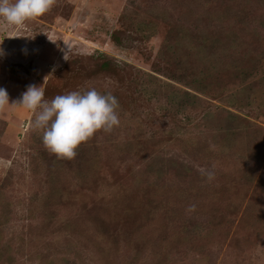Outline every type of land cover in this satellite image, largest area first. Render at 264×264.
Segmentation results:
<instances>
[{
    "label": "rangeland",
    "instance_id": "rangeland-1",
    "mask_svg": "<svg viewBox=\"0 0 264 264\" xmlns=\"http://www.w3.org/2000/svg\"><path fill=\"white\" fill-rule=\"evenodd\" d=\"M212 1L56 0L21 27L0 19V87L10 103L28 85L45 88L50 79L65 94L88 86L113 92L119 88L113 79L70 86L57 75L71 56L103 52L126 68L189 89L152 69L176 63L174 29H193L205 6L220 23L216 28L203 17L208 36L216 30L232 36L237 29L252 48L264 41L255 29L264 0ZM125 9L123 27L131 32L121 46L110 32L123 28ZM162 10L165 21L158 17ZM209 81L222 93L205 100L222 110L205 126L198 111L204 101L188 118L179 113L175 120L167 112L176 106L161 100H147L141 119L133 103L131 110L120 104L119 126L97 132L71 160L44 147L35 113L19 106L0 112V264H264V185H257L263 149L257 157L244 139L242 146L220 149L223 127L238 122L227 112L263 127L264 116L229 104L240 102L232 94L242 87L230 73ZM260 90L252 85L246 92L260 96Z\"/></svg>",
    "mask_w": 264,
    "mask_h": 264
},
{
    "label": "trees",
    "instance_id": "trees-1",
    "mask_svg": "<svg viewBox=\"0 0 264 264\" xmlns=\"http://www.w3.org/2000/svg\"><path fill=\"white\" fill-rule=\"evenodd\" d=\"M213 2L214 0L211 4ZM128 12L129 10L125 9L121 15L122 27L125 24V20H127ZM206 12L209 13L208 6L203 8L201 14L196 15L195 21L198 23H195L194 27L192 26L193 29L184 25H177L174 29L172 47L175 48L173 53L179 54L176 58V63L171 65L168 62L163 67L159 64L157 66L154 64L155 67L152 69L156 73L165 75L170 80L183 84L190 90L177 88L171 83L164 82L152 73L144 72L141 69L130 66L126 68V64L114 60L103 52L89 56H71L57 72V75L70 86L75 81H88V84L92 83V86H94V84L103 80H115L119 88L112 92L113 95L119 100V104L127 107L126 110H131L132 106L130 104L133 103L139 118L140 108H143L147 100H161L166 104V107L167 104L176 106L175 112H167L172 120L177 119L179 113L184 114V118H188L187 112L198 109L200 107L199 102L204 101L207 105L198 111L202 113L205 126L206 119L211 118L217 111L222 110L220 106H214V109H210L212 104L205 100V98L211 97L219 98L222 93L213 92L214 90L211 89L212 83L210 81L205 82L206 77L209 76L211 80H216L221 74L230 73L237 81L236 84H240L242 87L238 91L236 90L235 94H232V96L239 95L238 100L236 99L235 101L240 102L237 104L230 101L231 103L229 104L238 106L241 110L244 109L243 107L249 108V112L256 114L254 116H264V41H261L256 46L253 45L252 48L248 44L247 38L240 36L241 32L239 33L237 29H234L233 33H235L232 36L229 33V36L228 34L225 36L219 30L208 36L204 28L200 26L203 17L206 16L213 19L216 28H218L220 23L217 24V18L212 17L208 13L206 14ZM166 13L167 11L165 10L160 12L158 15L160 20H166ZM182 19L180 17V20ZM258 26L259 28L255 29L260 31L262 38L261 34L264 36V16L258 21ZM128 31L131 32L127 27L113 30L110 32L111 40L117 45L123 46L124 39H126L123 35L127 34ZM239 31H242V29L240 28ZM107 33L109 34V32ZM180 45L183 49L179 48ZM192 55L194 59L191 60L189 57ZM160 81L162 83L157 87L156 83ZM252 85L261 86L259 92L262 94L260 96H252L250 91L246 92ZM90 87L88 86V89ZM61 91L60 88L51 83L50 79L45 87V99L51 100L56 95L65 94L61 93ZM100 91L106 92L105 90ZM127 98H130V100ZM138 101L140 102L138 103ZM161 109H164V112L167 110L164 105H162ZM227 113V118H235L238 122L235 123L229 120L225 124L223 127L224 145L220 149L225 153L226 150H231L238 147V145L242 146L244 141H248L249 144L247 142L246 144L249 147H253L251 150L258 151L257 157L261 155L259 154V149H263V154L260 158L262 162L264 160V127L238 113ZM246 136L250 139L246 140ZM257 167H259L258 163L252 166L254 170ZM257 185L260 188L264 185V170L259 175ZM2 246L3 242H0V257Z\"/></svg>",
    "mask_w": 264,
    "mask_h": 264
},
{
    "label": "clouds",
    "instance_id": "clouds-1",
    "mask_svg": "<svg viewBox=\"0 0 264 264\" xmlns=\"http://www.w3.org/2000/svg\"><path fill=\"white\" fill-rule=\"evenodd\" d=\"M55 2L0 0V19L10 27H21L26 21L46 14ZM2 54L3 49H0ZM15 106L36 114L34 127L42 130L44 147L58 159H74L82 143L97 132L111 133L120 124V104L116 96L111 91L101 92L94 87L56 95L48 100L43 85L30 84L11 103L7 90L0 87V112ZM207 178L212 179L213 173L209 172Z\"/></svg>",
    "mask_w": 264,
    "mask_h": 264
}]
</instances>
